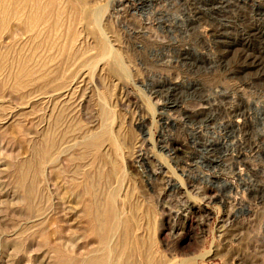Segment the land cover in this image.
Returning <instances> with one entry per match:
<instances>
[{"label":"rangeland","instance_id":"rangeland-1","mask_svg":"<svg viewBox=\"0 0 264 264\" xmlns=\"http://www.w3.org/2000/svg\"><path fill=\"white\" fill-rule=\"evenodd\" d=\"M74 1L37 87L0 75V264L82 258L110 209L111 264H264V0Z\"/></svg>","mask_w":264,"mask_h":264},{"label":"bare ground","instance_id":"bare-ground-1","mask_svg":"<svg viewBox=\"0 0 264 264\" xmlns=\"http://www.w3.org/2000/svg\"><path fill=\"white\" fill-rule=\"evenodd\" d=\"M57 1L58 0H0V75L4 77L5 81H10V80L14 81L15 86L17 88V91L20 89L21 90L22 89H24V90L33 89V88L37 87V85L41 81V76H42L43 71H44V68L42 70L40 68V65H39L40 64L39 61L41 60L40 59L41 49H42L44 42L47 43L49 41V39L51 40L50 37L47 38V36H48L47 33H49V34L54 33L57 30V27H58L57 24L59 23V22L57 23V18H56L57 13L59 12V7H60V6H58ZM74 2H76V1H74ZM68 5H69V3H68ZM91 13L92 12L90 11V14ZM92 17L93 16H91V18ZM68 21H69V19H68ZM45 32H47V33H45ZM70 32H72V31H70ZM64 39H65V37H64ZM78 39H80V38H78ZM103 40H102V43H103ZM104 43H105V45H107L106 42H104ZM72 46H74V45H72ZM81 47L83 49V45ZM81 50H80V54H82L81 52L83 51V50L82 51ZM99 50H100V48L98 49V51ZM101 54H103L104 60L111 59L112 57H114V58L116 57V56H113V51L110 49L109 46H103ZM93 55H95V53ZM72 56H74V54ZM43 57H45V56H43ZM48 57H49V55H48ZM67 57L68 56H66V59H67ZM74 58H76V57H74ZM101 58H102V56H100V59ZM115 59H117V58H115ZM60 61H61V59H60ZM90 63L91 62H89V65L91 66ZM58 65H59V63H58ZM87 67L88 66H86V68ZM113 67L114 66L112 65V68ZM51 71H54V69ZM66 72L68 73V71H66ZM57 73H56V76H57ZM3 87H4V82H2L0 84V90H2ZM26 95H27V93H26ZM49 99H50V97H49ZM51 100H52V98H51ZM24 105H26V104H24ZM103 110H104V114H105L104 116H105V122H106V119H108V113L106 112V110L104 108H103ZM103 129L106 132V130H107L106 126L103 127ZM89 139H90V137H89ZM38 153L41 154V157H42L41 160H43V158H45L47 156V150L46 149L41 150V148H39ZM137 158H139V156H137ZM49 163H50V161H49ZM113 196L114 195L112 194V200L114 203L115 198L113 199ZM116 212L112 211V209H110V211L107 212V217L109 220L108 225H107V232H108V234H107L108 236L106 237L107 239H102L97 247H95L91 250H87L86 255L82 256V258H76V256L65 257L63 255V253H60L58 256L59 263H61V264H111L110 259H111V256L115 253L116 249L113 248V246H111V243H113V242H111L112 240H110L109 238H111V239L115 238L116 239L117 229H118V226H120L119 224H121L120 221H118L119 214L117 216ZM102 215H105V214H102ZM87 217L89 218V221H93L92 222L93 224L97 223L95 225L96 226L95 229L94 230L92 229V230H93V235H95V236L98 235L100 233L99 232L100 228L98 225L99 218L97 216H94V215L87 216ZM95 238H99V237H95ZM120 242H122V241H120ZM118 243H119V240H118ZM118 247L120 248V245Z\"/></svg>","mask_w":264,"mask_h":264}]
</instances>
